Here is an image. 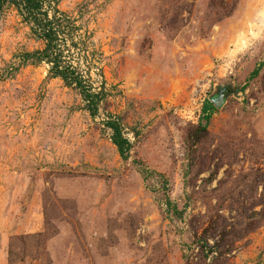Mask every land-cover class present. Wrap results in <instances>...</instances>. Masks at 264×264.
<instances>
[{
  "label": "rangeland",
  "instance_id": "1",
  "mask_svg": "<svg viewBox=\"0 0 264 264\" xmlns=\"http://www.w3.org/2000/svg\"><path fill=\"white\" fill-rule=\"evenodd\" d=\"M56 1L106 98L21 64L42 44L0 9V264H264V0Z\"/></svg>",
  "mask_w": 264,
  "mask_h": 264
},
{
  "label": "trees",
  "instance_id": "2",
  "mask_svg": "<svg viewBox=\"0 0 264 264\" xmlns=\"http://www.w3.org/2000/svg\"><path fill=\"white\" fill-rule=\"evenodd\" d=\"M56 0H0V9L12 7L22 23L26 25L34 39L42 48L19 56L21 64L48 66V76L60 79L65 87L75 90L84 108L91 117L98 114L99 105L106 98L105 82L101 69L100 87L96 89L91 82V72L102 53L93 48V33L80 25L79 20L59 10ZM96 69V68H95ZM259 72V67L247 79L246 84ZM213 106L206 101L202 116L206 123L211 116ZM104 126L111 131L110 141L120 158L125 160L131 148L123 137L118 120L108 117ZM202 131L206 127H201Z\"/></svg>",
  "mask_w": 264,
  "mask_h": 264
},
{
  "label": "water",
  "instance_id": "3",
  "mask_svg": "<svg viewBox=\"0 0 264 264\" xmlns=\"http://www.w3.org/2000/svg\"><path fill=\"white\" fill-rule=\"evenodd\" d=\"M217 100L218 101H214V100L210 101L216 108L219 107L220 104L223 102V95L221 94Z\"/></svg>",
  "mask_w": 264,
  "mask_h": 264
}]
</instances>
